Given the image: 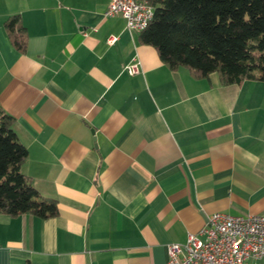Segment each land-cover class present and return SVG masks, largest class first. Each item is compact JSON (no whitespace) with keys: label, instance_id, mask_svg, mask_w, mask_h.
Wrapping results in <instances>:
<instances>
[{"label":"crops","instance_id":"crops-1","mask_svg":"<svg viewBox=\"0 0 264 264\" xmlns=\"http://www.w3.org/2000/svg\"><path fill=\"white\" fill-rule=\"evenodd\" d=\"M109 3L0 0V108L58 207L0 214V264H165L214 213L264 215V82L168 69Z\"/></svg>","mask_w":264,"mask_h":264},{"label":"trees","instance_id":"trees-1","mask_svg":"<svg viewBox=\"0 0 264 264\" xmlns=\"http://www.w3.org/2000/svg\"><path fill=\"white\" fill-rule=\"evenodd\" d=\"M154 8L148 26L137 32L172 71L197 79L217 74L224 86L264 82V0H147ZM4 27L11 44L24 53L27 33L18 15ZM13 118L0 108V214L58 215L57 202L41 196L21 172L26 148L13 130Z\"/></svg>","mask_w":264,"mask_h":264},{"label":"built area","instance_id":"built-area-1","mask_svg":"<svg viewBox=\"0 0 264 264\" xmlns=\"http://www.w3.org/2000/svg\"><path fill=\"white\" fill-rule=\"evenodd\" d=\"M153 13L147 0H110L104 16H121L133 34L148 26ZM125 70L130 76L139 73L134 63ZM165 264H264V215L214 213L198 234L167 246Z\"/></svg>","mask_w":264,"mask_h":264}]
</instances>
